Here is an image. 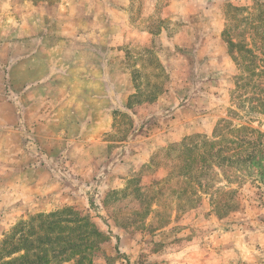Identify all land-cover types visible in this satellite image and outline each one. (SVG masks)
I'll list each match as a JSON object with an SVG mask.
<instances>
[{
  "label": "rangeland",
  "instance_id": "374dc122",
  "mask_svg": "<svg viewBox=\"0 0 264 264\" xmlns=\"http://www.w3.org/2000/svg\"><path fill=\"white\" fill-rule=\"evenodd\" d=\"M34 1L0 12V240L64 211L85 257L53 264H264V171L215 166L191 195L164 149L222 119L264 132L224 35L264 0Z\"/></svg>",
  "mask_w": 264,
  "mask_h": 264
},
{
  "label": "trees",
  "instance_id": "16d2710c",
  "mask_svg": "<svg viewBox=\"0 0 264 264\" xmlns=\"http://www.w3.org/2000/svg\"><path fill=\"white\" fill-rule=\"evenodd\" d=\"M255 5L252 8L258 12L256 18L259 20L244 16L241 19L244 23L234 35L237 25L230 18L224 35L229 52L241 71L236 77L238 105L250 112L264 113V2H256ZM234 36H238V40ZM249 86L251 95H241V91L249 89ZM253 135L261 141L264 132L248 124H233L222 119L215 126L211 138L206 134L190 135L164 149L179 161L180 171L176 175L185 182L187 194L196 195L211 189L205 175L215 166H218V174L226 175L228 181L229 177H240L238 173L242 169L258 167L264 171V143L253 140ZM63 212L32 215L6 232L0 240V264H53L63 261L69 254L77 255L78 262H81L85 254H81L80 247H77L80 238L86 237L78 234L76 243L68 230L82 224H64L65 220L72 219H63ZM95 231L100 234L99 230Z\"/></svg>",
  "mask_w": 264,
  "mask_h": 264
},
{
  "label": "crops",
  "instance_id": "0c3cea01",
  "mask_svg": "<svg viewBox=\"0 0 264 264\" xmlns=\"http://www.w3.org/2000/svg\"><path fill=\"white\" fill-rule=\"evenodd\" d=\"M6 1V2H5ZM26 1V3H28V4H31V5H33V6H37L36 5V3H35V1L33 0V1H30V0H25ZM73 1V0H72ZM40 2H43V3H48V1H40ZM76 2V1H75ZM63 4V3H62ZM67 4H69V2L67 1L66 3L64 2V6H66ZM70 4H72V2L70 3ZM14 8H15V6H14V4L12 3V0H1L0 1V12L2 11V9L4 10V9H6V11L7 12H11L12 10H14ZM119 11V12H122V14H123V16H125L126 17V15H125V12H126V10L123 8V7H121V6H117L116 4H114V3H111V2H109L108 3V10H107V13L109 14V16L111 15V13L113 12V11ZM121 18V21H119L120 22V24H119V31L120 32H118V33H109L108 35L109 36H113L114 35V37L113 38H116V37H120V38H122V36L124 37V32H125V29H121V27H125V26H127V24H128V20H127V18ZM43 22H44V19H43ZM108 22L110 23V17H109V20H108ZM38 23H39V21H36V22H33V24L34 25H38ZM75 27H77V30H78V24H75L74 25ZM70 35H72V33L70 34ZM75 36H77V34L75 35ZM54 54H52V56H53ZM53 57H56V55H54ZM59 57V56H58ZM56 71L57 70H52V74L53 73H56ZM11 193V194H10ZM7 192V194H6V196H5V198H3L4 200H3V203H4V201H12L13 200V198H14V194H13V192ZM2 203V204H3Z\"/></svg>",
  "mask_w": 264,
  "mask_h": 264
}]
</instances>
